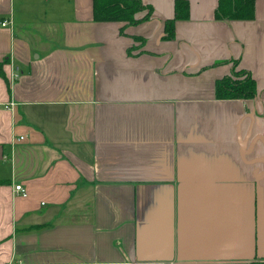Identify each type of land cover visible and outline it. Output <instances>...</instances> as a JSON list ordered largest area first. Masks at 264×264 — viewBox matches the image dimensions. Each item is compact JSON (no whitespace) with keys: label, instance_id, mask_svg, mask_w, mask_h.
<instances>
[{"label":"crops","instance_id":"0c3cea01","mask_svg":"<svg viewBox=\"0 0 264 264\" xmlns=\"http://www.w3.org/2000/svg\"><path fill=\"white\" fill-rule=\"evenodd\" d=\"M140 1L0 0V264H264V0H185L171 40ZM233 61L253 99H215Z\"/></svg>","mask_w":264,"mask_h":264},{"label":"trees","instance_id":"16d2710c","mask_svg":"<svg viewBox=\"0 0 264 264\" xmlns=\"http://www.w3.org/2000/svg\"><path fill=\"white\" fill-rule=\"evenodd\" d=\"M254 0H219L215 10V19L221 21L250 20L253 17ZM146 11L145 16L137 20L135 14ZM152 8L143 5L140 0H93L92 14L95 22H124L135 25L150 20ZM188 3L185 0L174 2L173 19L164 22L165 36L163 39L174 38V22L186 19ZM123 34V30H120ZM237 62H232L229 75L215 81L214 97L217 100H246L255 97V82L250 73L236 69ZM1 71V63H0ZM0 183H2L0 181Z\"/></svg>","mask_w":264,"mask_h":264},{"label":"built area","instance_id":"2783aa9c","mask_svg":"<svg viewBox=\"0 0 264 264\" xmlns=\"http://www.w3.org/2000/svg\"><path fill=\"white\" fill-rule=\"evenodd\" d=\"M1 25L4 26L5 23H2ZM15 190L18 191L20 194L25 195L24 189L21 187V185H16Z\"/></svg>","mask_w":264,"mask_h":264}]
</instances>
